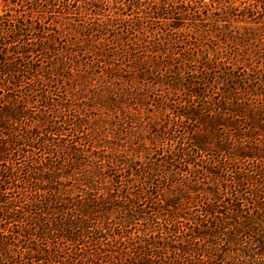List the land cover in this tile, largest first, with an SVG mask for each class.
Instances as JSON below:
<instances>
[{"label":"trees","instance_id":"1","mask_svg":"<svg viewBox=\"0 0 264 264\" xmlns=\"http://www.w3.org/2000/svg\"><path fill=\"white\" fill-rule=\"evenodd\" d=\"M187 24L212 52L248 42L264 0H0V264H264V66L181 46ZM91 45L141 49L88 107L151 151L91 141L73 75Z\"/></svg>","mask_w":264,"mask_h":264},{"label":"rangeland","instance_id":"2","mask_svg":"<svg viewBox=\"0 0 264 264\" xmlns=\"http://www.w3.org/2000/svg\"><path fill=\"white\" fill-rule=\"evenodd\" d=\"M206 3L209 2V0H201ZM111 11L114 12H124L119 11L115 8H110ZM126 14L130 15L128 11H126ZM128 15H125L128 16ZM134 17V16H133ZM106 17H104L105 19ZM161 23V22H160ZM160 23H156V26H158ZM223 24V23H222ZM206 25V24H205ZM161 26V25H160ZM185 32V34L182 36L178 35L177 38L180 39L179 44L183 46V44L188 40L191 43H196L199 45L197 46L199 52L198 54H202V56H208V58L214 60L213 54H217V61H225V58L219 59L220 57L229 56L232 58L231 61H233L237 57V61L245 60L246 58L251 59V62L255 63L261 62V66H264V32H258L257 35L254 38H251L250 40L245 41L244 43H239L237 40H233L232 38L224 35H218L217 34H211L208 37L215 40V42L218 44L215 52L210 51V48L208 46L210 45L207 38L200 37L201 33L198 34L196 31H202L206 30L207 28L204 27V24H194L190 25ZM244 26H250V27H256V25L253 24H245V23H235L231 22V28L232 31H237L236 28L242 29ZM164 27V26H161ZM159 28V27H157ZM199 29V30H198ZM178 31H182L179 29ZM156 32V31H154ZM153 33L152 31H149L146 33V35H151ZM170 33L169 29L164 31V36L166 34ZM235 33V32H233ZM177 34H180L179 32ZM97 40V38H94ZM183 40V41H182ZM121 43L124 41L123 39H120ZM95 43V42H94ZM111 46V45H110ZM117 49V50H116ZM113 49L112 47L110 49H106L104 51H99L95 47H88L85 51V55H80L79 60L83 63L80 65L79 69L75 68V71H73V75L75 76L78 73H81L83 75L80 79L81 85L77 89L78 93L82 96L83 103L81 104L82 107H85L88 109V112L92 113V115L89 117V119L86 121L88 123L89 130L91 135V141L94 143H101L104 144V146H110V147H116V144L121 145V152H123V148L128 153H137V151L142 150V148L146 147L149 151H151V144L149 142V138L151 137V130H143L141 127L133 126L131 129L130 127H126V125L123 126V128L120 126V123L123 121L122 117H120L121 113H106L105 108L102 106V110H100V106L97 108H94L92 110H89L88 105L91 106L94 103H90L89 99L90 96H94L98 92L100 94H104L106 91H109L108 89H105L101 92L103 89V85L106 83V80H109V77H112L113 74L117 75V77L114 79L118 85H114L113 89L117 94L124 93L126 89L129 88V83H131V73L127 70L131 67V58L133 59L134 56H138L139 52H142L141 49L137 51L132 52L133 54L123 55L124 53H120L118 51V48ZM96 52V54L92 53V51ZM117 52V53H114ZM175 51L174 53H176ZM83 53V52H81ZM196 53V50H195ZM178 57L179 61H181V54H174L170 56V60ZM46 61L43 62V66H46ZM173 64L177 63V60L172 61ZM88 64L87 72L83 71L84 65ZM90 68V69H89ZM73 76V77H74ZM119 78V80H118ZM120 81V82H119ZM59 89L60 92L63 91V86H66V88L69 87L67 80H59ZM70 83V82H69ZM133 83V81H132ZM142 83V82H141ZM135 85H140V80L135 81ZM156 86V85H155ZM53 88V85H52ZM94 110V112H93ZM141 116L142 118L145 117V114H143V111L141 110ZM117 118V119H116ZM112 123V125H111ZM84 135V134H83ZM105 142V143H104ZM145 142L146 146H144L142 143ZM116 143V144H115Z\"/></svg>","mask_w":264,"mask_h":264}]
</instances>
